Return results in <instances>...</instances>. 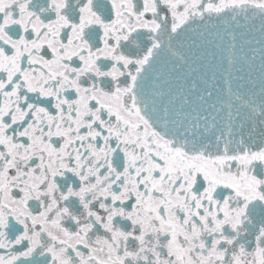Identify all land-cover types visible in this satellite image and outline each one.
<instances>
[{
    "label": "snow or ice",
    "instance_id": "obj_1",
    "mask_svg": "<svg viewBox=\"0 0 264 264\" xmlns=\"http://www.w3.org/2000/svg\"><path fill=\"white\" fill-rule=\"evenodd\" d=\"M0 264H264V0H0Z\"/></svg>",
    "mask_w": 264,
    "mask_h": 264
}]
</instances>
